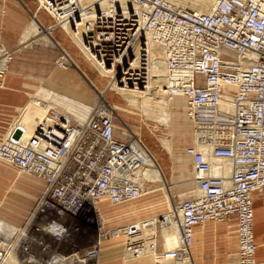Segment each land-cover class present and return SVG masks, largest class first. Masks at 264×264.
<instances>
[{"label":"built area","instance_id":"1","mask_svg":"<svg viewBox=\"0 0 264 264\" xmlns=\"http://www.w3.org/2000/svg\"><path fill=\"white\" fill-rule=\"evenodd\" d=\"M36 1L52 17L51 29L65 31L110 79L107 89L148 90L151 69L162 63L161 90L186 100L193 125L186 154L198 194L168 213L180 232L175 246L159 249L157 217L109 227L100 201L140 197L136 174L147 166L149 149L126 123L117 128L105 98L82 122L42 100L47 110L26 141L0 140L1 160L45 184L28 229L20 237L0 236V261L20 252L23 264H97L107 242H122L127 259L183 261L195 226L229 220L239 240L234 264H255L254 193L264 203V0H213L205 12L172 0ZM13 58V51L0 53V87ZM56 65L78 68L63 48Z\"/></svg>","mask_w":264,"mask_h":264},{"label":"crops","instance_id":"2","mask_svg":"<svg viewBox=\"0 0 264 264\" xmlns=\"http://www.w3.org/2000/svg\"><path fill=\"white\" fill-rule=\"evenodd\" d=\"M33 19L43 28L41 34L49 33L55 44L40 41L41 34L24 40ZM53 23L52 17L45 10H38L36 0H0V53L5 50L14 52L4 84L0 87V140L8 135L25 141L33 134L44 116V111L38 106L40 99L56 100V106L75 111L74 104L91 108L96 103L98 94L95 90H107L105 83L97 84L83 67L82 63L85 62L90 70L94 69L81 52L76 51L75 43L66 32L61 28L51 29ZM61 48L72 56L78 68L63 69L56 65ZM36 95H42V98H36ZM176 100L185 106L184 99L177 98L173 102ZM92 102L94 104L90 105ZM176 131L183 132V129ZM172 145L171 158L176 154L173 140ZM186 156L190 157L188 154ZM44 189L43 180L21 172L14 165L0 159V220L16 228L26 226L27 216ZM151 194L146 192L135 200L118 205L102 199L101 202L106 201L108 207L113 209L111 212L104 211L101 202L99 207L106 219L113 217L112 219L121 221L125 217L132 223L156 216L165 208L162 203H156ZM168 200L170 212L172 207L169 208ZM263 221V199L258 193H254L255 264H264ZM120 243L122 246V242ZM158 246L160 250L167 247V241L162 247L159 240ZM238 249L239 240L234 221H208L193 228L189 249V258L192 259L190 264H228L237 257ZM98 264L183 262L172 259L154 260L151 256L127 259L122 249L115 245L105 250Z\"/></svg>","mask_w":264,"mask_h":264},{"label":"rangeland","instance_id":"3","mask_svg":"<svg viewBox=\"0 0 264 264\" xmlns=\"http://www.w3.org/2000/svg\"><path fill=\"white\" fill-rule=\"evenodd\" d=\"M76 51L77 52L80 51L77 46H76ZM82 65L90 73L91 77L95 80L97 84L103 85L105 83L106 88H107V85L110 79L104 78L103 76H101L94 67H93L94 69L92 68L93 70H90L88 65L85 64V62H83ZM111 88L112 89L110 88H108L107 90L105 89L102 92L99 90H95L98 94L97 97L103 98V99L105 98L110 102V104L115 109V113L118 118L117 120L118 128L120 130H124V124L126 123L128 128L130 129V133L133 136H140V138L142 139L146 147L151 152L152 157L156 159L158 166L161 167L165 175V178H166L167 187L169 188L168 189L169 192L165 191L164 188L157 187L158 184H154V183H149L147 185L145 184V187L143 189L147 191L150 187L149 185H151L150 188L156 189V191L151 194V197L155 199L154 201L156 203L157 202L162 203L163 206H165V208L158 215L153 216V217H157L159 215L161 216L165 214L166 212H167L166 214H168L169 213L168 212L169 209L167 206L168 199L173 203L172 204L168 200V205L169 203H171L174 207V205H176L180 200L184 198H189V197H192L198 194L197 185L192 180V160L190 157L186 156V148L193 143V127L186 113V104L185 106H182L179 108L180 111L182 112L181 113L182 116H180V118L179 116L178 117L173 116L171 127H168L164 124H160L159 122H156L155 124H157L159 128L158 130L153 132L148 127L147 122L144 119V117H142L140 110H137L134 107H132L130 105L129 100L125 98V95L121 93L120 91L115 90L114 86H112ZM152 91H157V90H152ZM158 92L160 91L158 90ZM156 95L163 98V96H161L160 93L158 94L156 93ZM41 96L36 95V98H42ZM177 101L171 104V106L172 105L174 106V104L175 106L179 105L176 103ZM48 103L53 105L56 103V100L55 101L49 100ZM93 104L94 102H92L90 105H93ZM182 129H183V132L176 131V130L180 131ZM156 133H158V135L160 136L164 135V137H168L173 140V143L175 145L174 150L176 151L175 157L171 158V155L168 154L166 150L161 146L162 143L158 135H155ZM171 154H173V152ZM147 166L148 168L151 167V165H148V164ZM101 206L106 212L107 211L111 212L113 210L111 209V207L110 208L108 207L106 201L104 202L102 201ZM169 208H171V205H169ZM30 215L27 216L28 219L30 218ZM112 218L106 219L107 225L109 226L110 224L109 227L130 223L125 217H123L124 219L122 218L121 221L115 220ZM159 232H160L159 240L163 247L164 246L163 243L167 241L166 237H169V236L166 235V229L161 228ZM178 235H179V232H178ZM0 236H3L2 231H0ZM115 245H118V247L121 248L123 251V248H122L123 245L121 246V243L119 244V242L118 243L117 242H113V243L107 242L105 243L103 247L102 256H103V253H105V250L107 248L115 246ZM14 253L16 254L15 257L17 259L16 264H23L22 260L24 258V255L21 254L20 252H17V253L14 252ZM235 262H236V258L231 259L228 262V264H234Z\"/></svg>","mask_w":264,"mask_h":264},{"label":"bare ground","instance_id":"4","mask_svg":"<svg viewBox=\"0 0 264 264\" xmlns=\"http://www.w3.org/2000/svg\"><path fill=\"white\" fill-rule=\"evenodd\" d=\"M172 1L175 3H178L179 5H183L184 7L188 8L190 10L196 11V12L209 11V10H211V8L214 5L213 0H172ZM42 29L43 28L39 25V23L35 19H33L31 21L29 29L27 30V32L24 35V40H28L34 36L40 35L42 33ZM87 30H88V28L85 27L83 32L85 33V32H87ZM40 40L44 41L45 43L55 44L49 33L41 34ZM76 41L78 43H80V38L76 39ZM163 71L164 70L162 67V63L156 62L154 67L151 69V80H150L148 90L123 88L121 86H117V85L113 84V86L115 87V90L123 93L125 95V98H127L129 100L130 105L132 107H134L137 110H140L142 117H144V119L147 122L148 127L153 132H155L159 128L158 125L155 124L156 122H159L160 124H164L168 127H171V123L173 121V116H177V117L179 116V118H180V116H182L181 115L182 112L180 111L179 108L182 107V105H180V104H183V103H181L179 100L178 101L176 100L177 101L176 103L179 105L175 106V104H174V106L173 105L171 106V104H173L174 103L173 101L177 98H182V100L184 98L183 97H174L171 99V98L167 97L166 95H164L163 90H161L160 76L162 75L161 73ZM104 73L108 74L110 72L106 71ZM110 89H112V88H110ZM152 90H157V91H152ZM158 90L160 92H158ZM156 93L157 94L160 93V95L163 96V98L156 95ZM42 100L43 101L45 100L47 102H48V100H46V99L38 100V106L44 111V114H45L47 107L42 108L39 104V102ZM185 104H186V100H185ZM53 105L55 107H58L55 104H53ZM94 106H95V104L91 108H89V107L82 108L80 104H74L75 111H70V110H67V109L62 108V107H59V108H61L62 110H65L66 112H70V113L74 114L77 117V119L80 122H82L85 118H88V116H89V114H90V112ZM192 127H193V125H192ZM155 135H158V133H156ZM7 137H8V135L6 136V138ZM158 137L162 143L161 146L166 150V152L168 154H171L173 152L172 139H170L168 137H164V135L163 136L158 135ZM13 138H15V137H13ZM25 139H23V140H25ZM146 161H147L148 165H151V167L148 168V166H146V167L140 169L136 174V178L140 182L141 187L144 188L145 184L147 185L149 183H154V184H158V186L156 185L157 187L164 188L165 191L169 192V190H168L169 188L167 187L165 175H164L161 167L158 166L156 159L154 157H152L151 152L148 153L146 151ZM149 186L151 187V185H149ZM152 186H153V184H152ZM150 187L147 191H145L143 189L142 194L140 196H142L146 192L147 193H153L156 191V189L150 188ZM104 199H107V198H104ZM123 203H125V202H123ZM171 203H170V205L172 207L171 208V211H172L175 208V206L173 207V205H172L173 203L172 204ZM120 204H122V203H120ZM112 205H116V204H112ZM157 218H160L161 223H162L161 228L166 229V235L169 236V237H166L167 246H175L180 241V232H179L178 225L166 213L161 215V216L160 215L157 216ZM27 229H28V225H26L22 228H16V227L10 225L9 223H6L3 220H0V231L3 232L4 237H9V235H14L16 237H18V235H19V237H20L21 233L26 231ZM178 232H179V235H178ZM15 255H16L15 253H10L9 255L5 256L2 261H0V264H16L17 259H16ZM190 259L191 258H187V259H185L183 261H179V262L180 263L183 262V264H190V261L192 260V259L191 260ZM76 263H78V264H95V263L90 262L89 260H81L80 262H75L74 264H76Z\"/></svg>","mask_w":264,"mask_h":264}]
</instances>
